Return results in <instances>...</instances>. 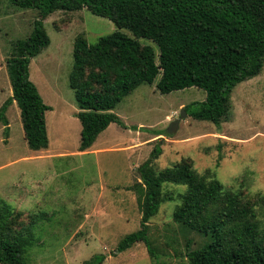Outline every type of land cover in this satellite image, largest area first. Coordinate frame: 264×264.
<instances>
[{
  "label": "rangeland",
  "instance_id": "rangeland-1",
  "mask_svg": "<svg viewBox=\"0 0 264 264\" xmlns=\"http://www.w3.org/2000/svg\"><path fill=\"white\" fill-rule=\"evenodd\" d=\"M38 16L0 0V108L12 96L6 65L12 43L30 35ZM44 24L50 44L31 61L30 79L51 107L46 115L49 148L29 149L15 102L6 112L9 125L0 123V199L21 212L25 222L34 214L49 216L35 228L40 242L29 251V264H83L95 255H105L103 264H153L144 244L123 253L116 247L140 228L137 195L127 188L140 181L137 169L157 145L163 149L154 162L157 171L190 159L197 172L211 170L226 189L242 191L248 200L264 195V69L236 86L231 117L220 127L186 113L173 134L171 124L186 106L204 102L206 92L191 87L163 94L156 86L158 77L118 105L114 113L121 125L111 124L90 150L80 152L82 127L69 86L74 42L84 34L95 44L117 27L86 9L57 11ZM141 42L157 50L150 40ZM164 188L175 195L186 191L172 184ZM179 202L162 204L150 221L161 264H184L187 241L193 248L207 241L173 222Z\"/></svg>",
  "mask_w": 264,
  "mask_h": 264
},
{
  "label": "trees",
  "instance_id": "trees-1",
  "mask_svg": "<svg viewBox=\"0 0 264 264\" xmlns=\"http://www.w3.org/2000/svg\"><path fill=\"white\" fill-rule=\"evenodd\" d=\"M21 10L39 13L32 32L12 43L6 59L12 96L0 108V123L9 125L6 112L14 102L20 110L30 150L49 148L46 105L30 79L31 61L50 44L45 20L57 11L82 9L109 19L117 30L89 44L84 34L74 42L69 86L74 91L82 130L80 152L90 150L113 123L118 105L141 85L156 84L167 94L191 87L204 90L206 99L185 107L191 118L220 127L231 117V94L236 86L264 69V0H9ZM123 30H128L132 36ZM141 39L153 42L144 45ZM8 132V128H6ZM162 135L158 133V136ZM160 145L137 172L140 181L127 190L137 195L140 228L121 239L116 252L144 244L153 264H161L151 237L150 221L162 204L179 200L173 222L184 231L207 238L198 248L186 245L184 264H264V195L248 200L242 191L226 189L211 170L201 174L193 161L182 159L157 171ZM166 184L185 186L175 195ZM24 215L0 199V264H29V251L40 242L35 228L48 218ZM95 255L83 264H103Z\"/></svg>",
  "mask_w": 264,
  "mask_h": 264
},
{
  "label": "water",
  "instance_id": "water-1",
  "mask_svg": "<svg viewBox=\"0 0 264 264\" xmlns=\"http://www.w3.org/2000/svg\"><path fill=\"white\" fill-rule=\"evenodd\" d=\"M186 116H187V114H186L185 109H184V110L182 111V114H181L180 120L171 124V126H170V133H172V134H173V133H176L178 123H179L183 118H185Z\"/></svg>",
  "mask_w": 264,
  "mask_h": 264
}]
</instances>
